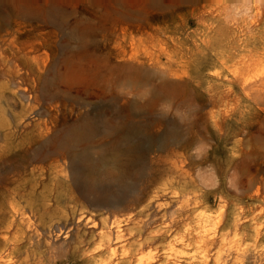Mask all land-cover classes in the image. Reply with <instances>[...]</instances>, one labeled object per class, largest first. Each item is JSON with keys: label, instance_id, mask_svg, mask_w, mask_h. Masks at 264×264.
Listing matches in <instances>:
<instances>
[{"label": "rangeland", "instance_id": "1", "mask_svg": "<svg viewBox=\"0 0 264 264\" xmlns=\"http://www.w3.org/2000/svg\"><path fill=\"white\" fill-rule=\"evenodd\" d=\"M0 7V264L165 263L170 252L201 264L196 243L179 242L201 228L234 241L247 264H264V0H0ZM82 43L121 71L111 91L60 78L70 55L88 47ZM24 53L38 62L26 78L15 68ZM138 70L140 83L123 78ZM22 87L34 102H24ZM67 89L68 99L51 96ZM82 122L76 128L88 136L65 134ZM111 222L119 240L108 250L102 232Z\"/></svg>", "mask_w": 264, "mask_h": 264}, {"label": "bare ground", "instance_id": "2", "mask_svg": "<svg viewBox=\"0 0 264 264\" xmlns=\"http://www.w3.org/2000/svg\"><path fill=\"white\" fill-rule=\"evenodd\" d=\"M1 8V7H0ZM6 9V8H5ZM4 11V10H3ZM43 13V12H42ZM52 15V14H51ZM24 18H22V20H23ZM47 20V19H46ZM13 21V20H12ZM28 21V20H27ZM7 22V21H6ZM35 22V21H34ZM62 22V21H61ZM37 23V22H36ZM48 23V22H47ZM59 24H61V23H59ZM41 25V24H40ZM44 25V24H43ZM4 26V25H3ZM13 27V26H12ZM63 27V26H62ZM61 27V28H62ZM4 28V27H3ZM17 28V27H16ZM36 28V27H35ZM78 28H79V26H78ZM7 29V28H6ZM77 29V28H76ZM76 29H72V31H71V33L73 34V36L74 37H83V35H84V33H83V31H77ZM81 29V28H80ZM83 29V28H82ZM85 29V28H84ZM3 31H4V29H3ZM16 31V30H15ZM18 32V31H17ZM5 33V32H4ZM88 34V33H87ZM4 35V34H3ZM10 34H8V36H9ZM22 35H24V34H22ZM6 36V35H5ZM12 36V35H11ZM87 37V36H86ZM1 38H2V35H1ZM9 38V37H8ZM85 38V37H84ZM83 38V39H84ZM63 39V38H62ZM7 40V39H6ZM78 42V41H77ZM76 42V43H77ZM38 43V42H37ZM37 43H36V45H37ZM3 45V44H2ZM13 45V44H12ZM39 45V44H38ZM77 45H79V44H77ZM86 45H88V47H86L85 49H81L82 48V46H86ZM6 46V45H5ZM15 46V45H14ZM47 46V45H46ZM59 46H61V45H59ZM81 52L77 55V58L75 57L76 55L73 53V54H71L70 55V60L68 59V61H67V63L63 66L64 67V72H63V74L60 76V78L61 79H63V81L65 82V83H74L75 82V80L77 79V80H81V81H84L85 82V84H86V87H88V86H93L94 88L95 87H99V88H102V89H106V88H109L108 90H110L111 91V84H112V81H113V79H114V76L116 75V74H118L119 73V70H118V68H117V66H109V65H107L106 63H104V62H102V60H101V58H99V59H97L95 56H96V53L98 52V50H97V46L96 45H94L93 43H91V44H85V43H82L81 45ZM2 47V46H1ZM29 47V46H28ZM62 47V46H61ZM61 47H58V48H61ZM3 48V47H2ZM79 48V47H78ZM1 49V48H0ZM9 49H12V48H9ZM18 49V48H17ZM62 49V48H61ZM65 49V48H64ZM6 50V49H5ZM1 51V50H0ZM18 51V50H17ZM42 51H43V49H42ZM73 51V50H72ZM77 51V50H76ZM19 52V51H18ZM24 52V51H23ZM27 52H28V50H27ZM26 52V53H27ZM45 52V51H44ZM61 52H62V50H61ZM61 52H59V53H61ZM75 52V51H74ZM9 53H11V55H12V52H9ZM7 54V53H6ZM14 54V53H13ZM47 54V53H46ZM4 55V54H3ZM9 55V54H8ZM18 54H16L15 56H17ZM20 56V55H19ZM47 56H48V54H47ZM80 56H84V57H86V59L87 60H85L86 61V63H90L91 64V66L90 67H87L86 65H84V64H82L80 61H81V59H80ZM59 57V56H58ZM75 57V58H74ZM50 58V57H49ZM18 59V64H16L15 65V68H20L21 70L22 69H24L25 71H24V77L26 78L27 77V75L28 74H30V73H32L33 71H34V69H36L37 68V65H38V62H37V59H33V58H31V59H29L27 56H26V54L24 53L23 55H22V57H15V60H17ZM14 60V59H13ZM83 60V59H82ZM88 60H90V61H88ZM1 61V60H0ZM29 61H31L30 63H28ZM49 61H51V60H49ZM8 62H10L11 63V61H8ZM64 62V61H63ZM1 63H2V61H1ZM6 63V62H5ZM47 63V62H46ZM12 64V63H11ZM6 65V64H5ZM9 65V64H8ZM43 65H44V63H43ZM2 66V65H1ZM7 66V65H6ZM10 66V65H9ZM14 66V65H13ZM45 67V66H44ZM50 68V67H49ZM9 69V68H8ZM20 69H16L13 73V75L14 76H17L20 80H21V82H23V80H24V78L18 73V72H20L21 73V71H19ZM2 70H4L3 68H2ZM136 70V69H135ZM37 71V70H36ZM11 72H12V70H11ZM23 72V71H22ZM40 73V72H39ZM120 73H121V71H120ZM119 73V74H120ZM5 75V74H4ZM10 75V74H9ZM9 75H8V77H9ZM1 76V75H0ZM7 76V75H6ZM13 76V77H14ZM7 77V78H8ZM23 79H22V78ZM142 77H143V74L138 70V71H129V72H125L124 73V76H123V78L128 82V83H130V84H133V83H136V82H141V80H142ZM12 78V77H11ZM10 78V79H11ZM2 79V78H1ZM41 79V78H40ZM5 81H6V79H4ZM13 80V79H12ZM3 81V80H2ZM8 81H10V80H8ZM17 81H18V79H17ZM55 82V81H54ZM139 82V83H140ZM255 82V81H254ZM6 83V82H5ZM249 83V82H248ZM9 84V83H8ZM22 84V83H21ZM57 84V83H56ZM62 84V83H61ZM82 84V83H81ZM10 85V84H9ZM17 85V84H16ZM15 85V86H16ZM24 85V82H23V84H22V86ZM79 85V84H78ZM78 85H77V87H78ZM170 85V84H169ZM253 85V84H252ZM8 86V85H7ZM114 86V85H113ZM36 87V86H35ZM69 88H71L70 86H68ZM18 88H20V87H18ZM23 88V87H22ZM76 88V87H75ZM80 88H82L83 89V91L85 92L86 91V89L85 88H83V86L82 87H80ZM92 88V87H91ZM156 89H157V86L155 87ZM243 88V87H242ZM241 88V89H242ZM249 88V87H248ZM0 89H3V90H0V94L2 95L3 93H4V89H6V86H2V87H0ZM24 89V88H23ZM48 89V88H47ZM250 89H251V87H250ZM13 90V89H12ZM11 90V91H12ZM35 90V89H34ZM34 90H33V92H34ZM153 90V89H152ZM243 90V89H242ZM6 91V90H5ZM21 91V90H20ZM51 91V90H50ZM81 91V90H80ZM156 91V90H155ZM155 91H153L154 93H155ZM247 91H249L250 92V90H247ZM8 92V91H7ZM31 92V91H30ZM246 92V91H245ZM12 93V92H11ZM35 93V92H34ZM77 93V92H76ZM5 94V93H4ZM15 94V93H14ZM21 98L24 100V102L25 101H27V102H34L35 101V99H36V97L35 96H30L31 95V93H30V95H29V92H27L26 91V89H24L22 92H21ZM73 94V93H72ZM83 94V93H82ZM152 94V93H151ZM6 95V94H5ZM158 95V94H157ZM246 95H248V94H246ZM51 96H53V97H55L56 99L57 98H61V97H63V99H68V97H69V92H68V89L67 90H55L54 91V93L51 95ZM17 97V96H16ZM71 97V96H70ZM20 98V100H22ZM71 98H74L75 100L76 99H78V98H76V97H71ZM85 98V97H84ZM83 98V99H84ZM152 98V97H151ZM37 99H38V97H37ZM159 99V98H158ZM12 100V99H11ZM78 100H80V99H78ZM108 100V99H107ZM65 101V100H64ZM2 102V101H1ZM0 102V103H1ZM23 102V103H24ZM41 102V101H40ZM49 102V101H48ZM47 102V103H48ZM59 102H61V101H59ZM90 102V101H89ZM219 102V101H218ZM85 103V102H84ZM15 104V103H14ZM28 104V103H27ZM43 104V103H42ZM81 104H83V103H81ZM80 104V105H81ZM94 104V103H93ZM92 105V104H91ZM33 106H34V104H33ZM37 106V105H36ZM82 106V105H81ZM6 107H8V106H6ZM31 107H32V105H31ZM25 108V107H24ZM55 108V107H54ZM107 108V107H106ZM33 109H34V107H33ZM36 110V109H35ZM40 110L41 111H43L41 108H40ZM39 110V111H40ZM50 110V109H49ZM26 111H27V109H26ZM4 112H5V110H4ZM23 112H25V111H23ZM149 112V111H148ZM147 112V113H148ZM18 113V112H17ZM21 113V112H20ZM19 113V114H20ZM70 113V112H69ZM1 114H3V113H0V115ZM14 114V113H13ZM22 114V113H21ZM40 114V113H39ZM118 114V113H117ZM149 114V113H148ZM211 114H212V112H211ZM4 115V114H3ZM15 115H18V114H16L15 113ZM30 115H32V114H30ZM90 115V114H89ZM214 116H215V114H213ZM2 116V115H1ZM0 116V117H1ZM5 116V115H4ZM7 116V115H6ZM36 116V115H35ZM69 116V115H68ZM91 116V115H90ZM98 116V115H97ZM201 116V115H200ZM19 117V116H18ZM39 117V116H38ZM115 116H113V118H114ZM150 117V116H149ZM2 118V117H1ZM0 118V119H1ZM13 118V117H12ZM26 118V117H25ZM25 118H23V119H25ZM29 118V117H28ZM54 118V117H53ZM62 118V117H61ZM106 118V117H105ZM39 119H40V117H39ZM97 119V118H96ZM124 119V118H123ZM145 119V118H144ZM12 119H10V121H11ZM45 120V119H44ZM43 120V121H44ZM101 120V119H100ZM155 120V119H154ZM157 120V119H156ZM166 120V119H165ZM3 121H5V119L3 120ZM19 121H21V120H19ZM24 121V120H23ZM32 121V120H31ZM48 121V120H47ZM121 121V120H120ZM159 121V120H158ZM6 122H8V119H6ZM18 122V121H17ZM37 122V121H36ZM39 122V121H38ZM132 122V121H131ZM25 124H26V121L24 122ZM41 123V122H40ZM45 123V122H44ZM59 123H61V122H59ZM64 123H66L65 121H64ZM105 123V122H104ZM112 123V122H111ZM116 123V122H115ZM125 123V122H124ZM153 123V122H152ZM4 124V123H3ZM20 124H21V122H20ZM19 124V125H20ZM36 124V123H35ZM34 124V125H35ZM91 124V123H90ZM213 124V123H212ZM8 126L7 127H10V125H9V123L7 124ZM15 124L13 123V126H14ZM33 125V124H32ZM37 126L39 125V124H36ZM34 126V127H37V126ZM43 125V124H42ZM64 125V124H63ZM68 125V124H67ZM82 125H84V122H82V124L81 125H74V124H71V125H68L69 126V128H68V130H65V134H68V135H74V136H76L78 139H81L83 136H88L89 135V133L91 132H87V131H85L84 129H82V128H76V127H79V126H82ZM106 125V124H105ZM164 125V124H163ZM169 125H170V123H169ZM216 125H218V124H216ZM13 126H11V127H13ZM24 126V125H23ZM29 126H31V123H30V125ZM28 126V127H29ZM50 126V125H49ZM153 126V125H152ZM1 128H2V126H0ZM18 127V126H17ZM120 127V126H119ZM123 127V126H122ZM180 127V126H179ZM0 128V129H1ZM27 128V127H26ZM26 128H25V130H26ZM40 129H41V127H39ZM103 128V127H102ZM101 128V129H102ZM15 129H17V128H15ZM29 129V128H28ZM31 129H33V127H31ZM38 129V128H37ZM40 129H39V131H40ZM59 129H61V128H59ZM67 129V128H66ZM21 130V129H20ZM87 130V129H86ZM180 130V129H179ZM1 131V130H0ZM29 133H31L32 134V132L34 131V130H30L29 129ZM48 131V130H47ZM151 131V130H150ZM221 131V130H220ZM11 132V131H10ZM22 132H23V130H22ZM28 132V131H27ZM44 132V131H43ZM53 132V131H52ZM94 132V131H93ZM129 132V131H128ZM135 132V131H134ZM148 132V131H147ZM28 133V134H29ZM36 133V132H35ZM44 133H46V132H44ZM48 133H49V131H48ZM47 133V134H48ZM101 133V132H100ZM110 133V132H109ZM14 134V133H13ZM17 134V133H16ZM19 134V133H18ZM20 134H22L21 132H20ZM27 134V133H26ZM99 134V133H98ZM132 134V133H131ZM139 134V133H138ZM181 134V133H180ZM219 134H221V133H219ZM33 135V134H32ZM35 135V134H34ZM33 135V136H34ZM166 135V134H165ZM179 135V134H178ZM13 135H10V134H6V136H5V143L7 144V140L8 139H11V137H12ZM28 136V135H27ZM40 136H41V134H40ZM40 136H38V137H40ZM46 136V135H45ZM44 136V137H45ZM64 136V135H63ZM96 136V135H95ZM133 136V135H132ZM28 137H30V136H28ZM36 137V136H35ZM73 137V136H72ZM76 137H74V138H76ZM37 138V137H36ZM63 138V137H62ZM76 138V139H77ZM120 138H121V136H120ZM43 138H41V140H42ZM95 139V138H94ZM177 139H178V136H177ZM176 139V140H177ZM37 140V139H36ZM110 140V139H109ZM108 140V141H109ZM122 140H125V141H127L128 142V136H126V135H123L122 136ZM2 141V140H1ZM16 141V140H15ZM28 141V140H27ZM30 141H32V140H30ZM62 141V140H61ZM104 142V141H103ZM32 143V142H31ZM41 143V142H40ZM44 143H45V140H44ZM44 143H43V145H44ZM49 143V142H48ZM132 143V142H131ZM28 144V143H27ZM35 144V143H34ZM37 144V143H36ZM23 145V144H22ZM32 145V144H31ZM47 145V143L45 144V146ZM57 145V144H56ZM88 145H90V144H88ZM116 145H117V142H116ZM1 147H3V146H1ZM1 147H0V149H1ZM24 148H25V146H24ZM33 148V147H32ZM51 148V147H50ZM53 148V147H52ZM7 148H4L3 150H6ZM57 149H58V147H57ZM154 149V148H153ZM28 150H30V149H28ZM46 150V149H45ZM61 150H62V148H61ZM155 150V149H154ZM47 151V150H46ZM168 151V150H167ZM0 152H1V150H0ZM16 152V151H15ZM21 152V151H20ZM42 152V151H41ZM14 153V152H13ZM57 153V152H56ZM66 153V152H65ZM73 153V152H72ZM156 153V152H155ZM165 153V152H164ZM24 154V153H23ZM113 154H114V156H115V160H118V155H119V152H118V150L116 151V150H114L113 151ZM11 155H12V153H11ZM82 155V154H81ZM69 156V155H68ZM74 156V155H73ZM84 156V155H83ZM155 156V155H154ZM183 156V155H182ZM6 157V156H5ZM8 157V156H7ZM151 157H152V155H151ZM157 157H158V155H157ZM159 157H160V154H159ZM158 157V158H159ZM41 158H43V157H41ZM76 158V157H75ZM74 159V158H73ZM161 159V158H160ZM180 159H181V156H180ZM156 160V159H155ZM166 160V159H165ZM73 161V160H72ZM164 161V160H163ZM166 161H169V160H166ZM165 161V162H166ZM4 162V161H3ZM8 162V161H7ZM32 162V161H31ZM36 162V161H35ZM71 162V161H70ZM154 162V161H153ZM156 162V161H155ZM162 162V161H161ZM160 162V163H161ZM164 162V163H165ZM175 162H177L176 160L174 161V163ZM30 163V162H29ZM163 163V162H162ZM169 163H170V161H169ZM174 163H173V165H174ZM79 164V163H78ZM77 164V165H78ZM168 164V163H167ZM180 164V163H179ZM32 165V164H31ZM72 165H74V164H72ZM163 165V164H162ZM161 165V166H162ZM177 165V164H176ZM182 165V164H181ZM186 165V164H185ZM178 166V165H177ZM177 166H175V167H177ZM183 166V165H182ZM8 167V166H7ZM164 167H166L165 165H164ZM174 167V166H173ZM185 167V166H184ZM23 168V167H22ZM140 168V167H139ZM142 168V167H141ZM144 168V167H143ZM189 168V167H188ZM20 169V168H19ZM171 169V168H170ZM178 169V168H177ZM180 169H181V167H180ZM164 170H166V169H164ZM163 170V171H164ZM172 170V169H171ZM173 170H174V168H173ZM224 170V169H223ZM63 171V170H62ZM139 171V170H138ZM159 171V170H158ZM108 172V171H107ZM62 173V172H61ZM100 173H102V172H100ZM188 173V172H187ZM24 174V173H23ZM136 174V173H135ZM222 174V173H221ZM183 175V174H182ZM187 175V174H186ZM189 175V174H188ZM225 175V174H224ZM184 176V175H183ZM227 176V175H226ZM6 177V176H5ZM53 177H55V176H53ZM74 177V176H73ZM135 177V176H134ZM186 177H188V176H186ZM220 177V176H219ZM9 178V177H8ZM189 178V177H188ZM10 179H11V177H10ZM30 179V178H29ZM58 179V178H57ZM185 179V178H184ZM191 179V178H190ZM226 179H228L227 177H226ZM31 180V179H30ZM62 180V179H61ZM79 181V180H78ZM131 181V180H130ZM136 181V180H135ZM139 181V180H138ZM190 181V180H189ZM218 181V180H217ZM8 182V181H7ZM59 182V181H58ZM147 182V181H146ZM190 182H192V181H190ZM220 182V181H219ZM226 182V181H225ZM11 183H13V182H11ZM193 184H194V182H192ZM218 183V182H217ZM84 184H86L85 182H84ZM126 184V182L124 183V185ZM219 184V183H218ZM18 185V184H17ZM77 185V184H76ZM129 185V184H128ZM195 185V184H194ZM255 185V184H254ZM12 186V185H11ZM81 186V185H80ZM88 186V185H87ZM122 186V185H121ZM120 186V187H121ZM216 186H218V185H216ZM82 187H83V185H82ZM254 187V186H253ZM7 188V187H6ZM25 188V187H24ZM257 188H258V186H257ZM256 188V189H257ZM5 189V188H4ZM128 189V188H127ZM247 189V188H246ZM256 189H254V190H256ZM27 190V189H26ZM77 190H79V188L77 189ZM86 190H87V188H86ZM98 190V189H97ZM102 190V189H101ZM111 190V189H110ZM116 190H117V188H116ZM120 190V189H119ZM142 190V189H141ZM205 190V189H204ZM248 190V189H247ZM1 191V190H0ZM62 191H63V189H62ZM128 191V190H127ZM222 191H224V190H222ZM227 191V190H226ZM7 192H10V191H8L7 190ZM126 192V191H125ZM5 193V192H4ZM85 193V192H84ZM112 193V192H111ZM153 193V192H152ZM246 193V192H245ZM257 193H259L258 191H257ZM2 194V193H1ZM0 194V195H1ZM79 194V193H78ZM109 194V193H108ZM118 194V193H117ZM215 194V193H214ZM237 194V193H236ZM248 194V193H247ZM106 195H107V193H106ZM139 195V194H138ZM137 195V196H138ZM242 195H244V194H242ZM241 195V196H242ZM86 196V195H85ZM114 196V195H113ZM169 196H172V195H169ZM173 196H175L176 197V195H173ZM245 196H246V194H245ZM257 196V195H256ZM117 197H118V195H117ZM116 197V198H117ZM120 197V196H119ZM127 197V196H126ZM218 197V196H217ZM238 197V196H237ZM240 197V196H239ZM262 197V196H261ZM115 198V199H116ZM219 198V197H218ZM2 199H5V198H2ZM91 199V198H90ZM257 199V198H256ZM264 199V198H263ZM50 200V199H49ZM73 200V199H72ZM86 200H88V199H86ZM102 200V199H101ZM219 200V199H218ZM218 200H217V202H218ZM13 201V200H12ZM19 201V200H18ZM70 201V200H69ZM104 201H105V199H104ZM103 201V202H104ZM118 201V200H117ZM255 201V200H254ZM22 202V201H21ZM87 202H89V201H87ZM105 202H107V200L105 201ZM219 202H220V200H219ZM224 202V201H223ZM2 203V202H1ZM147 203V202H146ZM145 203V204H146ZM73 204H74V202H73ZM97 204V203H96ZM137 204H138V202H137ZM115 205V204H114ZM25 206H26V204H25ZM78 206H80V205H78ZM128 206H130L129 204H128ZM163 206V205H162ZM1 207V206H0ZM12 207V206H11ZM164 207V206H163ZM172 207V206H171ZM175 207V206H174ZM250 207H252V205L250 206ZM79 208V207H78ZM106 208V207H105ZM84 209V208H83ZM151 209V208H150ZM171 209V208H170ZM173 209V208H172ZM255 209V208H254ZM262 209V208H261ZM82 210V209H81ZM113 210V209H112ZM233 210H235V208H233ZM7 211V210H6ZM80 211V210H79ZM84 211V210H83ZM116 211V210H115ZM174 211V210H173ZM223 211V210H222ZM246 211V210H245ZM12 212L14 213V211L12 210ZM87 212V211H86ZM125 212V211H124ZM155 212V211H154ZM241 212V211H240ZM156 213V212H155ZM154 213V214H155ZM166 213V212H165ZM201 214H202V212H200ZM245 213H247V212H245ZM249 213H250V210H249ZM256 213V212H255ZM6 214V213H5ZM80 214V213H79ZM125 214H126V212H125ZM235 214H237L236 212H235ZM253 215V214H252ZM27 216V215H26ZM34 216V215H33ZM85 216H86V214H85ZM138 216V215H137ZM133 217V216H132ZM222 217L223 216H221V218L220 219H222ZM234 217V216H233ZM252 217V216H251ZM254 217V216H253ZM8 218V217H7ZM20 218V217H19ZM24 218V217H23ZM49 218V217H48ZM78 218V217H77ZM89 218V217H88ZM156 218V217H155ZM171 218V217H170ZM173 218H174V215H173ZM244 218V217H243ZM260 218V217H259ZM29 219V218H28ZM28 219H27V221H28ZM43 219V218H42ZM74 219V218H73ZM198 219V218H197ZM48 220V219H47ZM82 220V219H81ZM234 220H235V218H234ZM245 220V219H244ZM250 220V219H249ZM257 220H259V219H257ZM44 221V220H43ZM74 221V220H73ZM220 221L221 220H219L218 222H219V224H220ZM239 221V220H238ZM248 221V220H247ZM41 222H42V220H41ZM172 222V221H171ZM170 222V223H171ZM196 222V221H195ZM246 222V221H245ZM254 222V221H253ZM261 222V221H260ZM28 223V222H27ZM31 223V222H30ZM69 223V222H68ZM80 223V222H79ZM96 223V222H95ZM109 223V222H108ZM252 222H250V224H251ZM256 223V222H255ZM263 223L264 222H262V224L261 225H263ZM14 224V223H13ZM91 224V223H90ZM114 224V222H111L110 223V226H109V228H108V230L107 231H104V233L102 232V235L103 236H105V238L107 237V241L105 242V244H103V247H106L108 250H112L111 248H112V246H113V244H115L116 243V241H118L119 240V235L117 234L118 232L115 230V226L113 225ZM142 224H144V223H142ZM148 224V223H147ZM249 224V226H251ZM258 224V223H257ZM7 225V224H6ZM27 225V224H26ZM48 225H50V224H48ZM74 225H75V223H74ZM74 225H73V227H74ZM96 225H97V223H96ZM107 225V224H106ZM144 225H146V223L144 224ZM150 225V224H149ZM255 225V224H254ZM254 225H252V226H254ZM260 225V226H261ZM18 226V225H17ZM28 226V225H27ZM26 226V227H27ZM40 226H42V225H40ZM44 226V225H43ZM89 226V225H88ZM143 226V225H142ZM166 226V225H165ZM219 226V225H218ZM19 227V226H18ZM68 227H69V225H68ZM71 227V226H70ZM122 227V226H121ZM145 227V226H144ZM163 227V226H162ZM168 227V226H167ZM13 228V227H12ZM107 228V227H106ZM105 228V226H104V229H106ZM147 228V227H146ZM253 228V227H252ZM257 228V226H255V228L254 229H256ZM35 229V228H34ZM119 229V228H118ZM142 229H143V227H142ZM74 230V229H73ZM234 230H236V229H234ZM58 231V230H57ZM59 231H61V232H63L62 230H59ZM65 231V230H64ZM95 231V230H94ZM101 231V230H100ZM99 231V232H100ZM121 231V230H120ZM255 231V230H254ZM11 232V231H10ZM27 233H28V231H26ZM43 232V231H42ZM263 232V231H262ZM2 233V232H1ZM55 233V232H54ZM58 233V232H57ZM56 233V234H57ZM69 233V232H68ZM67 233V234H68ZM101 233V232H100ZM256 233H260V232H256ZM59 234V233H58ZM66 234V233H65ZM74 234V233H73ZM211 234V233H210ZM209 234V232L207 231V230H205L204 228H201L197 233H196V235L194 236V237H191V238H185V237H183L179 242L180 243H183V244H185L186 246H190L192 243H194V245H195V243H196V245H197V248L198 249H201V256H200V259H201V264H211V263H213V264H247L246 263V260H245V256H244V253H243V251L241 250V248L239 247V245H237L234 241H231V240H227L226 241V239H223V240H218L217 239V237H215V231L214 232H212V234L210 235ZM3 235V234H2ZM28 235V234H27ZM33 235V234H32ZM47 235V234H46ZM170 235V234H169ZM174 235V234H173ZM183 235H185V234H183ZM254 235H256L255 233H254ZM59 236V235H58ZM101 236V235H100ZM102 236V237H103ZM155 236V235H154ZM240 236V235H239ZM33 237V236H32ZM40 237V236H39ZM38 237V238H39ZM42 237V236H41ZM68 237V236H67ZM189 237V236H188ZM254 238H255V236H254ZM8 239V238H7ZM70 239V238H69ZM77 239V238H76ZM1 240V239H0ZM10 240H11V238H10ZM82 240V239H81ZM106 240V239H105ZM150 240V239H149ZM148 240V241H149ZM253 240V239H252ZM30 241V240H29ZM39 241V240H38ZM50 241V240H49ZM52 241V240H51ZM77 241H79V239L77 240ZM102 241V240H101ZM24 242V241H23ZM22 242V243H23ZM35 242V241H34ZM53 242V241H52ZM52 242H50V243H52ZM67 241H65L64 243H66ZM82 242V241H81ZM147 242V241H146ZM78 243V242H77ZM102 243H104V242H102ZM150 243V242H149ZM37 244H38V242H37ZM133 244V243H132ZM135 244V243H134ZM63 245V244H62ZM120 245V244H119ZM118 245V246H119ZM241 245V244H240ZM11 246V245H10ZM28 246V245H27ZM43 246V245H42ZM54 246V245H53ZM58 246H59V244H58ZM77 246H79V245H77ZM167 246V245H166ZM37 247V246H36ZM80 247V246H79ZM121 247V246H120ZM124 247V246H123ZM14 248V247H13ZM21 248V247H20ZM116 248V247H115ZM125 248V247H124ZM129 248V247H128ZM172 248V247H171ZM216 248H219V250L217 251L216 250ZM18 249V248H17ZM75 249V248H74ZM73 249V250H74ZM104 249V248H103ZM117 249V248H116ZM122 249V248H121ZM257 249V248H256ZM20 250V249H19ZM24 250V249H23ZM28 250V249H27ZM114 250V249H113ZM36 251V250H35ZM116 251V250H115ZM126 251V250H125ZM128 251L130 252V249H128ZM164 251V250H163ZM162 251V252H163ZM172 251V250H171ZM112 252V251H111ZM128 252V254H130ZM110 253V252H109ZM123 253H125V252H123ZM122 253V254H123ZM1 254H2V252H1ZM3 254H6V253H3ZM114 254H115V252H114ZM113 254V255H114ZM119 255V254H118ZM189 255V254H188ZM111 256V255H110ZM128 256V255H127ZM129 257V256H128ZM8 258V257H7ZM124 258V257H123ZM130 258H131V256H130ZM108 259V258H107ZM107 259H106V261H107ZM126 259V258H125ZM1 260V259H0ZM5 260V259H4ZM103 260V259H102ZM152 260V259H151ZM118 261H120V259L118 260ZM127 261V260H126ZM2 262V261H1ZM101 262H103V261H101ZM117 262V261H116ZM121 262V261H120ZM123 262H125V261H123ZM163 261H161L159 258H155V260L153 261H142V260H138V262L136 263V264H183V261H181V260H178V259H176L175 258V256H173V254H171V252L167 255V258H166V261H165V263H162ZM5 263H6V261H5ZM98 263H100V262H98ZM115 263V262H114ZM119 263V262H118ZM117 263V264H118ZM11 264V263H10ZM108 264V263H107ZM121 264V263H120Z\"/></svg>", "mask_w": 264, "mask_h": 264}]
</instances>
